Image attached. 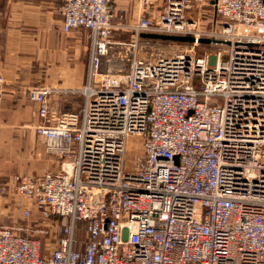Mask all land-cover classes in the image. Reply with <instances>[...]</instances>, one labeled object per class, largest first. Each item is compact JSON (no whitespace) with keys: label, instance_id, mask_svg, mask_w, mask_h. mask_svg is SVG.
Returning <instances> with one entry per match:
<instances>
[{"label":"built area","instance_id":"obj_1","mask_svg":"<svg viewBox=\"0 0 264 264\" xmlns=\"http://www.w3.org/2000/svg\"><path fill=\"white\" fill-rule=\"evenodd\" d=\"M202 3L126 24L112 0H62V31L91 32L87 83L55 116L29 95L60 163L0 188L28 223L0 225V264H264V0H214L205 29Z\"/></svg>","mask_w":264,"mask_h":264},{"label":"crops","instance_id":"obj_2","mask_svg":"<svg viewBox=\"0 0 264 264\" xmlns=\"http://www.w3.org/2000/svg\"><path fill=\"white\" fill-rule=\"evenodd\" d=\"M112 4L115 11H124L126 24L140 16L156 18L164 9V0H156L147 10L140 8L138 0H112ZM61 6L62 0H0L2 187L17 171L40 175L57 169L35 133L43 120L38 115L39 103L29 98L30 93L37 91L47 103L49 116H55L79 107L80 98L73 92L87 83L91 32L64 33ZM16 203L14 195L0 194V225H22Z\"/></svg>","mask_w":264,"mask_h":264},{"label":"rangeland","instance_id":"obj_3","mask_svg":"<svg viewBox=\"0 0 264 264\" xmlns=\"http://www.w3.org/2000/svg\"><path fill=\"white\" fill-rule=\"evenodd\" d=\"M213 2H214V0H203V3H202V6L199 8V14H200V25L201 26H203V29H205V28H207V27H209L210 26V24L211 23H213V24H218V22H219V19L215 16V14H214V10L212 9V4H213ZM164 3H165V0H164ZM197 7H198V5H197ZM114 39H116V40H122V41H126V40H128V39H130V34L129 35H125V32H116L115 34H114V37H113ZM208 42L207 43H205V44H210V41L209 40H207ZM204 50H207V51H209V50H212V48H209V47H207L206 49H204L203 48V46L202 47H200L199 49H198V53L199 54H201L202 53V51H204ZM89 58H90V56H89ZM87 76H88V70H87ZM86 86V85H85ZM75 96H78V98H80L79 99V105L78 106H80L81 104H82V100H83V97H82V95L81 94H79V93H77ZM77 106V107H78ZM70 111V110H69ZM40 140L42 141V139L40 138ZM42 146H44V145H42ZM45 148V147H44ZM43 148V149H44ZM133 145H129V150L127 151V156H126V161L127 162H131V160L134 158V153H133ZM45 151V150H44ZM47 152V151H46ZM45 152V153H46ZM48 153V154H47ZM46 153V155L48 156L47 158L49 159V161H52L54 164H56L57 165V169H58V167H59V163H60V161L59 160H57V158L55 157V155H53L52 153H50V152H47ZM56 169V170H57ZM128 169H130V166L128 167ZM47 171H54V170H47ZM27 175V174H29V175H32V176H37V175H35V174H32V173H28V172H18L17 171V173H16V175ZM41 175V174H40ZM39 176V175H38ZM0 188H4V187H2V186H0ZM18 222H20L22 225H23V223H24V221L22 220V215H20V218H18Z\"/></svg>","mask_w":264,"mask_h":264},{"label":"water","instance_id":"obj_4","mask_svg":"<svg viewBox=\"0 0 264 264\" xmlns=\"http://www.w3.org/2000/svg\"><path fill=\"white\" fill-rule=\"evenodd\" d=\"M144 38H150V39H160L164 41H178V42H191L192 39L186 38V37H171V36H161V35H151V34H145L142 35ZM203 43H207V40H203Z\"/></svg>","mask_w":264,"mask_h":264}]
</instances>
